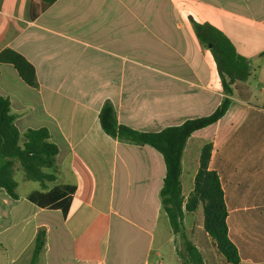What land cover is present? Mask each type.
Masks as SVG:
<instances>
[{"label":"crops","instance_id":"obj_1","mask_svg":"<svg viewBox=\"0 0 264 264\" xmlns=\"http://www.w3.org/2000/svg\"><path fill=\"white\" fill-rule=\"evenodd\" d=\"M179 1L192 10L198 3L195 16L177 12ZM237 1L57 0L32 20L31 0H0V52L22 54L38 80L30 87L12 65L0 64V94L10 98L21 133L45 127L58 145L57 180L48 190L74 188L66 216L30 201L46 192L40 183L26 195L18 183V199L0 189V247L9 264L25 253L31 264L40 229L46 243L38 264H146L160 236H178L161 205L163 156L108 136L99 114L110 102L119 123L158 132L217 109L221 79L189 16L227 35L249 60L251 75L233 85L226 115L187 141L183 196L194 189L201 149L212 143L209 168L220 176L240 264H264V45L252 46L264 42V14ZM197 213L185 215L184 231L200 252L199 237L214 252Z\"/></svg>","mask_w":264,"mask_h":264},{"label":"trees","instance_id":"obj_2","mask_svg":"<svg viewBox=\"0 0 264 264\" xmlns=\"http://www.w3.org/2000/svg\"><path fill=\"white\" fill-rule=\"evenodd\" d=\"M56 1L31 0L30 18L35 20ZM188 19L198 42L210 49L221 79L224 98L217 109L208 116L188 119L178 126L158 132H143L119 123L114 106L106 102L100 111L99 122L102 130L119 142L148 145L163 156L166 176L160 190L161 205L174 234L183 242V249L177 250L182 264H205L202 253L189 240L183 225L185 215L197 212L200 207L203 209V227L212 240L215 253L226 264H240L238 248L228 234V209L220 176L209 168L213 144L207 143L201 149L194 189L187 200L183 196L181 174L187 141L193 133L217 123L226 115L232 101L233 85L249 79L251 66L220 29L207 22H197L191 16ZM0 64L12 65L25 84L38 87L35 67L22 54L5 48L0 52ZM16 120L10 98L0 94V189L13 199L19 198L15 175L20 166L26 181L38 182L42 190L46 191L32 193L30 201L42 208L62 209L66 216L74 188L56 186L48 190L47 186L57 180L58 145L52 141L48 128H29L21 133ZM45 243L46 231L40 229L35 239L31 264H38Z\"/></svg>","mask_w":264,"mask_h":264},{"label":"rangeland","instance_id":"obj_3","mask_svg":"<svg viewBox=\"0 0 264 264\" xmlns=\"http://www.w3.org/2000/svg\"><path fill=\"white\" fill-rule=\"evenodd\" d=\"M193 4H194L193 7H195L193 8L194 10L190 9L187 3H185L184 1H181L179 4L176 3L177 5L176 10L177 12L181 13L183 17L185 14L187 15L190 13H193V16H195L196 14L195 12L198 10L199 5L198 3L197 4L193 3ZM237 4L243 7H246L249 11L253 10V5L258 6L257 11L259 13L264 14V0H257V1L256 0H238ZM196 6H197V9H196ZM263 45H264V42H261V40L252 42V46L254 47V49L259 48ZM23 176L24 174L22 170L20 169V166H18V170L16 171L15 178L17 182L19 183L18 191L21 195H26L33 189H36L39 187L38 182L22 181ZM197 212L198 213L196 216H199L200 214L201 216H203L202 208H200ZM177 237L176 236L169 237L167 231L162 237L160 236L159 237L160 239H157L156 241L155 252L153 254L151 262L155 264H158L160 261H162L163 264H182V261L180 260L178 252H177V248H178V251H181L183 249V242L179 236ZM199 240L201 241L200 249L204 257L205 264H226L225 261L222 260L215 253V250L213 252L212 247L208 246V244L205 243V241H203V239H201L200 237L197 238V241ZM29 255L30 253H25L24 257H22L19 262L20 263L26 262V264H28L27 262L29 259ZM9 263H10V259L8 258V253H6V251H4L0 247V264H9Z\"/></svg>","mask_w":264,"mask_h":264},{"label":"built area","instance_id":"obj_4","mask_svg":"<svg viewBox=\"0 0 264 264\" xmlns=\"http://www.w3.org/2000/svg\"><path fill=\"white\" fill-rule=\"evenodd\" d=\"M146 264H155V263H152V262H147ZM158 264H163L162 261H160Z\"/></svg>","mask_w":264,"mask_h":264},{"label":"water","instance_id":"obj_5","mask_svg":"<svg viewBox=\"0 0 264 264\" xmlns=\"http://www.w3.org/2000/svg\"><path fill=\"white\" fill-rule=\"evenodd\" d=\"M210 48H211V46H210Z\"/></svg>","mask_w":264,"mask_h":264}]
</instances>
